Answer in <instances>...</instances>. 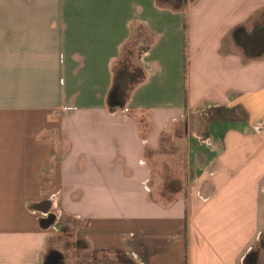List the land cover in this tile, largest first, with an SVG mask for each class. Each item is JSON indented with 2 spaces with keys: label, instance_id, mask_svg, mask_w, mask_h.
I'll return each instance as SVG.
<instances>
[{
  "label": "crops",
  "instance_id": "obj_1",
  "mask_svg": "<svg viewBox=\"0 0 264 264\" xmlns=\"http://www.w3.org/2000/svg\"><path fill=\"white\" fill-rule=\"evenodd\" d=\"M262 27L264 0H0V264H264Z\"/></svg>",
  "mask_w": 264,
  "mask_h": 264
},
{
  "label": "trees",
  "instance_id": "obj_2",
  "mask_svg": "<svg viewBox=\"0 0 264 264\" xmlns=\"http://www.w3.org/2000/svg\"><path fill=\"white\" fill-rule=\"evenodd\" d=\"M160 4L169 6L175 10H183L186 7L187 0H158ZM125 51V50H124ZM135 52L123 53L114 72L113 84L110 90L108 104L111 111L124 107L130 93L133 89L142 83L146 74L144 70L136 66L133 62ZM116 101L119 105L113 107L112 103ZM181 186L177 180H165L163 192H177Z\"/></svg>",
  "mask_w": 264,
  "mask_h": 264
},
{
  "label": "rangeland",
  "instance_id": "obj_3",
  "mask_svg": "<svg viewBox=\"0 0 264 264\" xmlns=\"http://www.w3.org/2000/svg\"><path fill=\"white\" fill-rule=\"evenodd\" d=\"M141 35L143 36V39L145 38V35L143 34V33H141ZM137 36H139L140 38L142 37V36H140V33L138 32V34H137ZM137 44H138V41H132V42H130L127 46H126V48H125V51H124V53H126V52H135V54H136V52H137V50H138V46H137ZM133 62L137 65L138 63H137V58H136V56L133 58ZM169 149V150H168ZM162 151H172V152H177L178 153V155H177V157H176V164L178 165V170H181V168H182V165H183V155H182V148H181V143L178 141V140H174V141H172V139H164V144H163V147H162ZM165 164L164 162H162L161 161V158H158V161L155 163L156 165H158V166H160L161 164ZM163 182H162V184L160 185V186H158L157 187V189H158V193H161V191L163 190Z\"/></svg>",
  "mask_w": 264,
  "mask_h": 264
},
{
  "label": "water",
  "instance_id": "obj_4",
  "mask_svg": "<svg viewBox=\"0 0 264 264\" xmlns=\"http://www.w3.org/2000/svg\"><path fill=\"white\" fill-rule=\"evenodd\" d=\"M244 42V46L246 48V53L250 58H257L264 53V27L259 28L255 31L253 35H251L247 40ZM119 104L114 101L112 103L113 107H117ZM48 216H51V219L48 220ZM43 222L46 225H52L56 219L55 215H48Z\"/></svg>",
  "mask_w": 264,
  "mask_h": 264
},
{
  "label": "flooded vegetation",
  "instance_id": "obj_5",
  "mask_svg": "<svg viewBox=\"0 0 264 264\" xmlns=\"http://www.w3.org/2000/svg\"><path fill=\"white\" fill-rule=\"evenodd\" d=\"M51 219V216H48V220ZM53 224H57V226H59L60 228H62V230H64V228L62 227L61 221H59L56 217L55 221Z\"/></svg>",
  "mask_w": 264,
  "mask_h": 264
}]
</instances>
